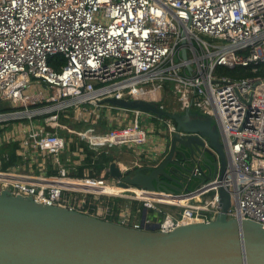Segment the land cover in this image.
<instances>
[{
    "label": "built area",
    "instance_id": "built-area-1",
    "mask_svg": "<svg viewBox=\"0 0 264 264\" xmlns=\"http://www.w3.org/2000/svg\"><path fill=\"white\" fill-rule=\"evenodd\" d=\"M236 67L251 73L236 77L219 71ZM33 81L44 83L51 93L31 92ZM163 90L173 96L180 111L214 122L228 158L222 177L193 189L167 192L184 199L173 202L60 183L36 184L9 167L0 168V192L78 209L134 228L140 227V218L129 223V217H141L145 209L143 224L169 231L213 219L220 211L218 188L225 186L230 193L227 217L264 226V0H0V100L18 108L0 112V121L23 113L28 119L45 114L39 124L29 123L22 131L17 150H25L19 154L23 160L35 157L34 149L42 159L50 156L58 178L87 187L109 185L106 178L88 173L68 176L61 159L66 138L57 127L75 133L93 149L146 144L148 132L140 123L143 111L116 107L107 99L150 101ZM44 101L51 104L29 113L28 106ZM85 104L121 109L132 116L99 132H76L60 124L57 110L74 106L83 111ZM157 106L166 109L163 103ZM155 117L164 124L158 129L167 141L177 131L176 125L170 118ZM114 180L118 186L119 179ZM65 191L92 193L95 199L115 194L125 201L116 218L110 219L113 212L108 204H96L92 211L82 209L84 201L72 202Z\"/></svg>",
    "mask_w": 264,
    "mask_h": 264
},
{
    "label": "water",
    "instance_id": "water-1",
    "mask_svg": "<svg viewBox=\"0 0 264 264\" xmlns=\"http://www.w3.org/2000/svg\"><path fill=\"white\" fill-rule=\"evenodd\" d=\"M107 101L148 109L170 118L177 128L167 140L168 152L156 165L132 166L123 172L116 160L108 163V174L119 179V187L179 192L187 190L194 178L203 182L223 176L228 158L211 119L189 112L182 116L144 100ZM179 130L194 133L183 136ZM218 195L220 211L213 219L163 231L157 224H143L145 209L140 227L134 228L2 190L0 264H264V226L228 218L230 193L220 186Z\"/></svg>",
    "mask_w": 264,
    "mask_h": 264
},
{
    "label": "crops",
    "instance_id": "crops-1",
    "mask_svg": "<svg viewBox=\"0 0 264 264\" xmlns=\"http://www.w3.org/2000/svg\"><path fill=\"white\" fill-rule=\"evenodd\" d=\"M37 83H39V85H36V81H33V83L31 84V89H30L31 92H35L37 89L43 90V88H42L43 86L47 87L42 82H37ZM161 92H163L166 97L164 95H162V93H157V94H155L156 97L155 96L150 97L149 100L151 101V103H153L155 105H157L158 103H163L166 107L165 110H169V111L174 112V113H179L182 116H184L185 113L180 111L178 109V106L174 103L173 96L171 94L167 93L165 90H163ZM167 97L171 98L172 101L169 99V101H171V103L167 102ZM125 101L133 102L132 100H128V99ZM84 106L86 108H88L89 111H80V110L76 111L78 117H77V120L75 122L67 123L66 121H63L64 119H66V117H64V116H60L58 121L60 122L61 125H63V126L67 125L69 127V129L75 130L76 132H82L83 130H85L87 128H90L91 130H93V132H99V131H101V129H100L101 127L99 126V124L103 123V121L106 122L107 125H111V127H113V126H117L119 124L122 125L124 123L123 122L124 120H127L129 117L132 116L131 112H123L121 109L108 110V109H103L101 107L95 108L91 104H85ZM114 106L121 107V108H129V107H126L124 105H114ZM141 110L143 111L142 117H145L146 119L149 118L151 121V125H150L149 129L148 130L146 129V131L148 132V140H147L146 145H149L151 147V150L142 154L141 150H139L138 148H135V147H139V146L134 147V146L130 145V146H125V148H123V146H114V147L110 148V152L114 154L113 160H116L117 164L121 168H123V167L128 168V167H132V166L134 168L137 166L143 167V166H148V165H156L160 161V158H162V156L168 152V149H167L168 143H167L164 135L161 134L159 132V129H158V128H164V124L161 123L159 120H157V118L155 117L157 115L154 114V112H152L148 109H141ZM124 114H126L125 118H124ZM192 114L198 115V114H195L194 112H192ZM151 115H153V116H151ZM162 117H165V116H162ZM24 118H25V120H22V121L26 122V120H27V122L24 126L19 125L20 120L19 121L8 120V121H5L2 123V125H1V127L3 129L2 133H5V132H7V133H6V136L4 134L0 133V144L3 141H7V140L8 141H12V140L13 141L14 140L20 141V139L23 137L22 131L24 129L28 128L31 123H36V124L40 123L39 117H38L39 122H34V120L32 118L31 119H28V117H24ZM15 119H17V118H15ZM11 121H15V122H11ZM36 121H37V119H36ZM99 121H100V123H99ZM75 124H77L78 127L75 128ZM73 125H74V127H73ZM102 131H105V130H102ZM117 149H118V151H117ZM23 152H25V150L22 147H21V149L17 150L18 154L23 153ZM38 153L39 152H37L36 150L33 149V154L35 155V157L32 156V159H29L28 162H27V160H24L23 162L19 163L18 165H15L14 167H10V169H12L13 172H15L16 174L27 178L28 181L36 183V184L47 185V184H58L59 182H61L63 180L69 181L67 179L58 178V176H56V177L48 176L47 173L49 172V167L51 168V163L48 159V157L50 158V156H46L42 159L40 153L39 154ZM74 161L77 164L71 163V165L73 167H76L77 165L80 164V160H78V158L75 157ZM87 172H88V168H86L84 170V173H87ZM200 182H198L196 184V186L199 185ZM62 185L64 186V184H62ZM109 185L116 186L115 182H113L112 184H109ZM132 186H136V185H132ZM66 188H69V187H66ZM144 189L145 190H139V191L153 192V193H155L154 191H157L156 189L155 190H149L146 188H144ZM182 190H184V189L182 188L180 191H182ZM165 192L166 193H163V192L156 193L157 198H154V199H160L163 201H170V194L167 193V191H165ZM124 194H126V193H124ZM113 196H115V194H113ZM136 197H138L139 199H147L146 197H142V196H136ZM139 205H141V204H139ZM166 208H170V207H166Z\"/></svg>",
    "mask_w": 264,
    "mask_h": 264
},
{
    "label": "trees",
    "instance_id": "trees-1",
    "mask_svg": "<svg viewBox=\"0 0 264 264\" xmlns=\"http://www.w3.org/2000/svg\"><path fill=\"white\" fill-rule=\"evenodd\" d=\"M219 71L224 72L228 75L232 76H244L249 75L248 69L244 67H236L233 69L224 68L219 69ZM14 110L7 104V106H3L2 111H11ZM100 123V121H99ZM78 124V123H77ZM75 124V128L78 127ZM87 126V125H86ZM99 126L102 130H107L111 127V125H107L106 122L100 123ZM74 127V125H73ZM59 134L65 136L66 138V146L64 151L61 153V159L67 165L68 176L69 177H83L84 170L88 168V174L94 177H103L101 175V170L107 168L108 163L113 160V156L109 153L104 152L103 150L97 151L88 146L86 142L78 137L75 133H69L65 130H60ZM19 147V142L17 140L14 141H3L0 144V168L2 170H6L7 168L18 165L23 162V158L17 154V148ZM7 156V159L5 158ZM82 156V158H80ZM78 158L80 160V164L76 167L71 165L72 160L74 158ZM108 173V171H107ZM48 176H56L57 172L53 166L49 167ZM105 177V176H104ZM65 194L70 198L72 202H78L79 200H83L84 204L82 209H88L90 211L93 210V206L96 204H108V206L112 210V214L108 217L110 219H115L117 211L119 210L122 203L125 201V198L113 196V195H99L98 198H93L92 193H83L78 191H65ZM135 200V204H140Z\"/></svg>",
    "mask_w": 264,
    "mask_h": 264
},
{
    "label": "rangeland",
    "instance_id": "rangeland-1",
    "mask_svg": "<svg viewBox=\"0 0 264 264\" xmlns=\"http://www.w3.org/2000/svg\"><path fill=\"white\" fill-rule=\"evenodd\" d=\"M36 85H39V83H37L36 82ZM43 88V90L45 91V93L47 94V95H49L50 93H51V91H50V89H47L45 86H43L42 87ZM159 93H162V95H164L165 96V94L163 93V92H159ZM156 97V96H155ZM166 97V96H165ZM172 97V96H171ZM169 99L171 100V98L170 97H167V102H170L171 103V101H169ZM133 101V100H132ZM7 102L6 101H2V100H0V110H2V107L3 106H7ZM51 103H47V102H38L37 104H35V105H31V106H28V109L30 110L29 111V113H32V112H34V110L36 109V108H39V107H43L44 105H50ZM9 105V104H8ZM10 106V105H9ZM82 107H85V106H82ZM12 109H14V110H18V108H14V107H11ZM23 109H26V108H23ZM62 110H57L58 112V119L60 118V116H65L66 117V119H64L63 121H66L67 123H72V122H75L76 120H77V117H78V115H77V113H76V111H78L79 109L78 108H75L74 106H71V107H68V108H66V109H63V108H61ZM103 109H107V108H103ZM12 111V110H11ZM83 111H89L88 110V108H86V109H83ZM2 112H8V111H2ZM1 112V113H2ZM75 112V113H74ZM43 115H45V114H42V115H37L36 117H33L32 119L34 120V122H39L38 121V117H39V119L40 120H42V118H43ZM24 117H26L25 115H24V113H23V116H21V117H19V118H17V119H12V120H17V121H19L20 123H19V125L21 126V125H25L26 124V122H27V120H26V122L25 121H22V120H25V118ZM64 118V117H63ZM36 119H37V121H36ZM97 120V119H96ZM16 121V122H17ZM3 122H5V121H0V126L2 125V123ZM11 122H15V121H11ZM10 122V123H11ZM140 123H141V126L142 127H144L145 129H149V127H150V125H151V121H150V119L149 118H145V117H141L140 118ZM87 129H90V128H87ZM57 130H58V132H60V130H66V129H64V128H61V127H57ZM1 132H3V129H2V127H1ZM6 133L7 132H5V133H2V134H4L5 136H6ZM121 146H123V148H125V145H121ZM139 147H135V148H138L139 150H141L142 151V154H144L145 152H147V151H150L151 150V147L149 146V145H146V144H144V145H138ZM107 147H109V146H104V147H99V148H97L96 150L97 151H100V150H103L104 152H106V153H109L110 152V148H112V147H110V148H108L107 149ZM117 151H118V149H117ZM144 151V152H143ZM110 154L113 156V159H114V154L113 153H111L110 152ZM101 175L104 177V178H106L107 179V182L109 183V184H112L113 182H115V180L113 179V178H111L110 177V175L107 173V169L105 168V169H103V170H101ZM198 182H200V179H198V178H194V179H192V181L189 183V185H188V189H193V188H195V186H196V184L198 183ZM164 193V192H163ZM171 193H173V192H171ZM170 193V194H171ZM176 193H178V191H176ZM212 193H209V194H207V195H211ZM111 195V194H110ZM139 202V201H138ZM174 202V201H173ZM171 210V209H170ZM139 218H140V214H135L134 216H132V217H129V219H128V222L129 223H131V222H133V221H139Z\"/></svg>",
    "mask_w": 264,
    "mask_h": 264
},
{
    "label": "bare ground",
    "instance_id": "bare-ground-1",
    "mask_svg": "<svg viewBox=\"0 0 264 264\" xmlns=\"http://www.w3.org/2000/svg\"><path fill=\"white\" fill-rule=\"evenodd\" d=\"M60 184H64V186H69L72 188H77V189H93V190H101V191H105V192H111V193H118V192H123L126 194H130L133 196H142V197H146V198H157V194L153 193V192H143V191H139L138 189L132 188V187H119V186H111V185H106L100 188L97 187H93V186H85L83 183L81 182H76V181H66L63 180L61 182H59ZM160 200V199H158ZM184 199L181 196H172L170 194V201H174V202H182ZM163 201V200H161Z\"/></svg>",
    "mask_w": 264,
    "mask_h": 264
}]
</instances>
